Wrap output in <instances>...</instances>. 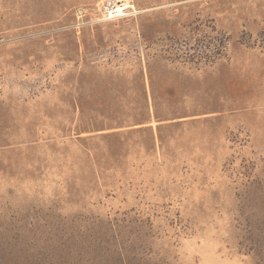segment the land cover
Returning <instances> with one entry per match:
<instances>
[{"label": "rangeland", "instance_id": "1", "mask_svg": "<svg viewBox=\"0 0 264 264\" xmlns=\"http://www.w3.org/2000/svg\"><path fill=\"white\" fill-rule=\"evenodd\" d=\"M0 0V264H264V0Z\"/></svg>", "mask_w": 264, "mask_h": 264}, {"label": "built area", "instance_id": "2", "mask_svg": "<svg viewBox=\"0 0 264 264\" xmlns=\"http://www.w3.org/2000/svg\"><path fill=\"white\" fill-rule=\"evenodd\" d=\"M122 6L114 0H106L102 5V13L106 18H111L119 15L122 11Z\"/></svg>", "mask_w": 264, "mask_h": 264}]
</instances>
